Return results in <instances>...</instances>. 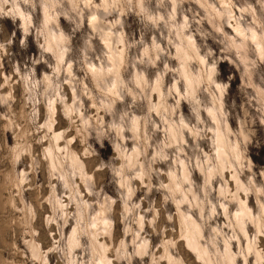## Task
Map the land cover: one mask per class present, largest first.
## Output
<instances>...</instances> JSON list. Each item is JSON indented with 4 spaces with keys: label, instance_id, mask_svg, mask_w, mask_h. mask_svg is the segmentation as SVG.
Masks as SVG:
<instances>
[{
    "label": "clouds",
    "instance_id": "clouds-1",
    "mask_svg": "<svg viewBox=\"0 0 264 264\" xmlns=\"http://www.w3.org/2000/svg\"><path fill=\"white\" fill-rule=\"evenodd\" d=\"M191 2L199 3L209 16H183L178 21L181 6ZM217 2L219 9L208 0H115V5L125 10H143L154 4L165 13L157 11L152 18L154 27L163 22V34L153 37L149 45L155 55L132 61L134 68L143 64L145 72L149 66L155 69V82L140 73L139 84L135 79L129 81L134 89L117 90L111 68L106 83L92 88L71 72L61 80L65 68L71 70L79 60L83 70L88 63L84 53H94L93 36L85 24L89 17L96 21L103 4L97 5L95 0H0V16L13 13L23 21L15 54L16 31L9 35L0 26V76L7 62L12 73L5 80L11 82L14 75L23 85L15 107L8 105L0 112V264H264V248L258 243L255 248L244 245L243 227L241 235L235 231L221 235L207 214L210 170L221 182L225 171L238 185L245 172L251 173L249 183L255 175L264 181V163L253 165L248 155L253 143L264 151V136L253 142L248 131L256 123L264 126V0ZM62 6H67L69 13L65 16L69 31L66 36L57 31L56 53L51 46L54 26L49 17L64 15L57 12ZM119 15L122 13L106 25L114 41L122 32ZM204 19L211 30L203 26ZM177 23L179 31L173 27ZM224 23L235 37L223 31ZM29 37L38 54L28 53ZM133 47L122 40L116 52L126 53ZM69 52L71 62L65 59ZM47 53L55 57V66ZM21 59L27 68L21 67ZM172 61L179 66H172ZM158 62L163 63L162 70L157 68ZM40 64L50 67L51 74L37 78ZM120 66H124L123 57ZM170 73L166 84L164 77ZM63 84L72 89L70 104L63 103ZM154 91L166 105L159 111L151 107ZM129 96L131 101L126 99ZM184 100L190 105L186 114L181 107ZM41 103L47 107L46 117L38 108ZM61 104L66 125L53 107ZM230 121L237 122L238 131ZM55 125L59 131H54ZM162 128L165 139L160 141ZM169 129L175 132L171 137ZM208 139L210 145L202 143ZM161 164L166 166L163 172L157 167ZM197 169L206 177L203 196L189 195L185 200L182 193H192V173ZM161 176L168 178L167 185ZM114 179L118 190L110 196L105 189ZM134 181H139V188ZM173 186L182 190L175 199L187 205L183 211L167 209L173 198L165 196V206L149 209L151 219L141 216V205L133 199L137 191L144 189L141 199L152 203L154 188ZM259 197L260 231L253 241L264 236V191ZM212 212L215 214L214 208ZM189 214L198 215L201 229L207 232L206 238L200 235L199 248L188 242L182 229L177 231L175 217L191 219ZM145 226L163 242L150 245L144 238ZM102 237L107 238L103 243ZM234 241L237 251L232 253ZM109 252L111 258L106 256ZM224 253L231 259L226 260Z\"/></svg>",
    "mask_w": 264,
    "mask_h": 264
},
{
    "label": "rangeland",
    "instance_id": "rangeland-1",
    "mask_svg": "<svg viewBox=\"0 0 264 264\" xmlns=\"http://www.w3.org/2000/svg\"><path fill=\"white\" fill-rule=\"evenodd\" d=\"M108 1V7L107 11L100 8L99 15L103 18V21L105 23H112L113 19L117 16L118 12L122 13V15H119V18L122 21V32L117 33L116 36L121 37L123 41H127L129 44H133L134 47L130 50H127V52H122V57L124 58V66L119 69V76H120V83L117 86V90L123 89L127 87L128 89H134L135 85L129 83L130 80L135 79L136 83H140V73H143L144 77L147 79L154 81L156 70L151 68L149 66L148 70L145 72L144 68L145 66L143 64L139 65L137 68L132 67V61L134 59L138 58H149L153 55H155L154 50H150L149 45L152 42L153 37H159L161 34H163V22H160V25L158 27H154L152 23V18L156 15L157 11L161 15H164V9H157L154 4L145 5L144 9L141 10L139 8H135L134 10H125L122 8H118V6L115 5V0H107ZM209 4H213L216 9H219L220 5L217 2V0H208ZM235 3L236 0H233ZM95 3L97 5H101L103 3V0H95ZM114 3V4H113ZM237 8L241 7L240 3H237ZM23 9H21L22 11ZM235 11V9L233 10ZM57 12H63L64 15H53L52 17L56 19V24H52L54 27L52 31L56 34L57 31L61 32L63 35H67L69 31V24L67 20L65 19V16L69 15L67 6H62L60 9H57ZM239 13H237L238 15ZM183 16H187L188 18H191L192 16H196L197 19L204 18L206 16H209V12L206 11L205 8H202L199 3L191 2V3H185L181 6L177 13V20L179 21ZM90 18V17H89ZM23 21L20 18L19 15H14L13 13H9L8 15L0 16V26H2L9 35H11L12 31H16V43H14L12 51L15 54L16 51H18V40L20 37V29L19 25L22 24ZM203 26L206 29L211 30V24L209 23L208 19H204ZM175 30L179 31V23L173 26ZM85 28L87 30V33L91 36H93V39L91 41L92 48L94 50V53H84L88 57V63L83 65V70L81 68V64L79 60H77L73 64V68L69 70L68 68L64 69V72L61 73V80L65 78V76L71 72V76L75 77L76 79L83 80L84 85H87L89 88L94 87L97 83H106V77L101 81H96L92 75V66L97 67L98 69L107 70L110 66L109 57L110 52L109 49L105 46V43L102 41V38L99 34V32L95 31L93 28L90 27V20L88 19L85 24ZM223 31L230 35L235 37L236 33L233 31L232 28L228 27L227 23H224ZM143 40L142 44H136V41ZM32 37H29V54H38V47L33 45L31 43ZM121 42L117 43L120 44ZM115 45V47L117 46ZM122 46V45H121ZM163 46V45H162ZM55 51V50H54ZM172 51L175 52L176 49L172 48ZM56 52V51H55ZM57 53V52H56ZM46 58L51 62L53 66L56 65L55 57L51 53L45 54ZM66 60L69 62L72 61V53L69 52L66 57ZM22 68H27L26 65L23 64L22 59L19 61ZM172 66H179L177 61L171 62ZM157 68L163 69V63L158 62ZM44 70L43 72L41 70ZM12 69L8 66L7 62H5V70L4 74L0 76V112H3L5 108L8 105H12L15 107L16 103H18V98L23 92V85L19 81V77L12 76L11 82L6 81L5 77L11 75ZM44 74H51V68L48 67L46 64H40L36 67V75L37 78H42ZM112 77V76H111ZM122 77V79H121ZM171 73L168 76L164 77V81L167 84L170 81ZM113 81V79H112ZM64 93L66 95L62 98L64 104H70L71 103V97L73 95L72 89L69 87L68 84L62 85ZM135 94V93H133ZM128 101H131V97H126ZM53 107L57 110L56 114L58 117H60L63 121V123L67 124V117L64 116L63 113V104L61 105H53ZM151 107H153L155 110L159 111L160 109L166 107L161 102L160 95L158 96L157 92L154 91L151 96ZM183 113H187L190 105L188 104L187 100L182 101L181 104ZM38 108L45 114L47 113V107L45 104L41 103L38 105ZM159 108V109H158ZM133 115H140V113L133 112ZM258 115V114H257ZM154 118L156 117V113L153 112ZM43 122V121H41ZM230 126L234 130H239V125L236 121H230ZM59 125L54 126V131H59ZM170 131V129H169ZM250 133H252L253 142L255 141L256 137L264 136V126H261L259 123H256L252 128L248 129ZM169 137L171 136V133L168 132ZM212 133L209 132L208 136L211 137ZM160 141H163L165 139V132L163 128L161 129V132L158 134ZM202 143L209 144L211 143V140H205L202 141ZM131 142H129V148H131ZM205 151H208V148H205ZM248 155L251 157V162L253 165H256L257 163H264V151L259 150L254 147V143L249 145V152ZM159 167L160 171H165L166 166L161 164L157 165ZM252 172H256V168L253 167ZM251 175V173L245 172L243 176H240L239 179L241 180L244 189H237V184L234 182L232 175L225 171L223 173V182L220 181L218 177L214 176L210 181V189H211V196L209 197V204H208V212L207 214L212 217L210 224L212 227L217 228L218 231L221 232V235H231L233 231L238 233L240 235L238 229L235 226V220L233 215L238 211V202L235 201L234 194L238 197L247 200L248 204L253 211L254 217L259 219V214L262 211L261 209V201L259 197V193L261 191H264V181L261 180L259 175H255L252 178V181L248 182V177ZM205 175L201 174V171L199 169L195 170L192 173V179L195 181V187L193 188V193L195 197L202 198L204 193V180ZM161 180H163L164 184H168V178L166 176H161ZM153 183L155 184L156 181L154 180ZM133 185L137 188L140 187L139 181H134ZM171 189V188H170ZM169 188H163V189H153L150 199L153 201L152 203H149L147 201H144L141 199V197L144 194V189H140L137 191L133 197L135 203H139L141 205L139 212L141 216H144L146 219H151L152 212L149 211L150 208H156L159 209L164 205V197L169 196L173 199H169L167 202V209H169L171 212H177V209L179 208L181 211L187 206L185 203H182L181 200L175 199L177 197L178 192L172 191ZM220 189H222V192H219ZM118 190V184L116 183V180L114 179L113 184L105 189V192L110 196H115L117 194ZM172 192V193H171ZM176 193V194H174ZM232 193V194H231ZM181 194V193H178ZM187 194V193H185ZM189 196V193L187 194ZM186 195V196H187ZM191 196H193L190 193ZM187 196V198H188ZM234 196V197H232ZM183 198V195H182ZM235 199V200H234ZM186 200V199H185ZM179 202V203H178ZM194 202V201H189ZM182 203V204H181ZM178 204V205H177ZM226 208L227 215L224 212V208ZM119 207V206H118ZM215 209V214H213L212 209ZM120 211H123V208H120ZM192 215V214H189ZM199 223L200 219L198 215H192ZM159 223V221H158ZM175 223L177 227V231L179 232L181 229L183 230V224H182V218L180 215H177L175 217ZM232 224L234 225V228L226 227V225ZM255 224L251 222V220L246 219V226L248 229V235L252 241L253 244H259L260 247L264 248V236H257L256 240L253 241V237L256 236L258 233ZM151 228L145 226L144 229V238L149 240L150 245L155 246L159 243H162V239L158 240L154 234H151ZM204 236L206 238L207 232L203 230ZM120 235L121 238H123V225H120ZM107 238L102 237L101 242L103 243ZM130 240V237L128 238ZM244 245L246 246V240H243ZM232 248L236 252L237 251V244L236 242H232ZM221 252H223V245L220 246ZM112 253L109 252L107 256L111 258Z\"/></svg>",
    "mask_w": 264,
    "mask_h": 264
},
{
    "label": "bare ground",
    "instance_id": "bare-ground-1",
    "mask_svg": "<svg viewBox=\"0 0 264 264\" xmlns=\"http://www.w3.org/2000/svg\"><path fill=\"white\" fill-rule=\"evenodd\" d=\"M113 2H114V0H113ZM102 4H103V7H101V8L104 9V10L107 9V7L109 5L108 1L107 0H103ZM89 20H90V27L93 28L95 31L99 32V34H100V36L102 38V41L105 43V46L108 49H111V51H109L110 52V57H109L110 66L108 67V69L109 68L112 69L111 76H112V79H113V83L115 84V87L117 88V86L120 83V76L121 75L119 76V74H120L119 73V69H120V61H121L123 53L121 52V53L117 54L115 45L117 43L121 42L122 39L119 36H115V41L113 40V34L110 33V32H107V30H106V25H108L110 23H105L103 21V18L99 15V12L97 13V19H96L95 22H93L91 20V18H89ZM56 22H57L56 19H54L52 16L49 17V23L50 24H54V23L56 24ZM51 41H52L51 46L53 47V49L57 53H59V43L57 42V35L53 31L51 33ZM92 67L93 68L91 69L92 70L91 72H92V75H93L94 79L97 82L103 80L106 77L108 69L107 70H102L103 68L102 69H98L97 67H94V66H92ZM121 79H122V77H121ZM138 82H139V80H138ZM169 132L171 133V136L175 134L174 129H170ZM207 175L209 177H211V179H212L213 176H214V170H210ZM232 178H233V175H232ZM211 179L209 180V184H210ZM233 180L237 184L236 179L233 178ZM236 188L237 189H241V190L244 189V186H243L241 180H240V184L239 185L237 184ZM171 189L174 192L182 193V190L179 189V188H176L175 186H173ZM219 192H222V189H220ZM178 193L177 194L174 193V194L178 195ZM187 194L182 193L183 199H187V196H188ZM191 194L193 195V197H195L193 191H192ZM234 196H232V197H234L236 199V200L235 199L234 200L237 201L238 205H239L238 211H236V213L233 215L234 220H235V226L238 229L237 231H239V233H240V228L243 227V235L247 237L245 239L246 240V246L251 245L253 248H255L256 244L252 243V241H251V239H250V237L248 235V229H247V226H246V219L251 220V222L255 224L254 226H256L258 232L260 231V220L258 218L256 219L254 217L253 211L251 210L247 200H244V199L238 197V194H237V196L234 194ZM223 208H224L225 214L227 215L226 208L224 206H223ZM180 216L182 218L183 231H184V233L187 236L188 242L193 247L199 248L200 243H201L200 235L201 234L204 235L203 229H201V227H200V223L192 215H191V219L186 218L185 215H180ZM232 246L233 245H231V252L235 253V251L233 250ZM96 255L98 257H100V258H103V256H101V254H99V253H97ZM106 256H107V254H106ZM107 258H109V257L107 256ZM224 258L226 260H230L231 256L228 253H224Z\"/></svg>",
    "mask_w": 264,
    "mask_h": 264
}]
</instances>
